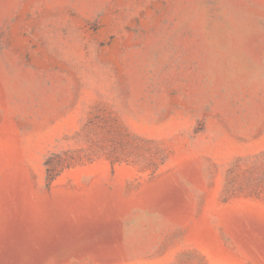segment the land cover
I'll list each match as a JSON object with an SVG mask.
<instances>
[{
	"label": "rangeland",
	"instance_id": "1",
	"mask_svg": "<svg viewBox=\"0 0 264 264\" xmlns=\"http://www.w3.org/2000/svg\"><path fill=\"white\" fill-rule=\"evenodd\" d=\"M0 264H264V0H0Z\"/></svg>",
	"mask_w": 264,
	"mask_h": 264
}]
</instances>
